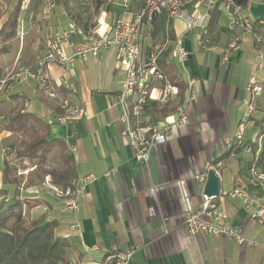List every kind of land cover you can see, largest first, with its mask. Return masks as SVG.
<instances>
[{"label":"crops","instance_id":"crops-1","mask_svg":"<svg viewBox=\"0 0 264 264\" xmlns=\"http://www.w3.org/2000/svg\"><path fill=\"white\" fill-rule=\"evenodd\" d=\"M90 2L93 5L88 16V10L83 9L89 4L85 0H26L17 36L6 43L0 39V48L8 47L0 55V78L14 66L34 63L43 56L48 38L68 29L73 20L83 28L97 25L105 30L141 9L137 0ZM73 8L76 12L70 11ZM248 13L255 20L264 18V5L253 3ZM8 17L0 18V30ZM185 28L181 19L167 24L163 13L155 23H145L141 30L144 53L155 42L168 39L172 47L180 38L189 52L187 59L181 62L170 53L168 61L184 83L191 77L198 79V100L190 110L189 121L176 124L168 141L151 149L148 162L138 160L130 139L122 136L124 126L119 118L123 108L118 94L125 71L115 47L104 48L99 56L86 61L51 67L55 80L70 82L76 88L70 97L83 108L84 114L73 124L54 123L57 102L45 96L32 81L0 91V190L4 187V160L9 159L7 153L13 149L4 147L2 142L15 134L21 136L5 129V124L18 110L34 113L51 124L48 139L60 140L73 158L79 183L85 176L95 177L86 187L87 197L81 208L74 212L66 211L63 201L42 184L20 187V197L25 200L24 217L28 221L42 218L44 223L56 220V236L69 240L67 258L61 264H113L119 247L136 249L131 264H264V224L249 218L239 200L224 197L215 202L245 235L258 240V245H239L228 236L190 233L184 223L187 206L196 210L202 200L204 187L197 175L205 170L207 161L224 159L223 189L246 178L251 156L233 148L224 138L234 137L247 111L251 76L255 74L263 86L264 70H257L256 55L258 49L264 53V40L255 44V34H242L240 28L231 31L220 5L211 14L207 36L202 28L187 34ZM255 33L264 38V24H257ZM240 34L239 49L228 63H223V48ZM202 37L207 39V49L199 42ZM25 101L29 103L27 107ZM154 109L151 104L145 126L162 129L165 122L173 120V115H157ZM249 123V136L264 129V91L258 111ZM61 151L56 146L49 152V159L56 157L58 166L62 165ZM201 217L206 219V215Z\"/></svg>","mask_w":264,"mask_h":264},{"label":"built area","instance_id":"built-area-1","mask_svg":"<svg viewBox=\"0 0 264 264\" xmlns=\"http://www.w3.org/2000/svg\"><path fill=\"white\" fill-rule=\"evenodd\" d=\"M141 9L129 19H118L108 29L102 30L97 25L83 28L75 20L70 22L68 29L55 32L46 41L45 54L34 63L18 64L4 77L0 78V91H8L11 87L22 81H32L38 89L51 100L57 102L62 113H55L54 123L69 125L84 114L83 108L70 97L76 88L70 82H58L52 75L51 67L66 66L74 60L86 61L91 57L99 56L104 48L115 47L117 59L124 65L125 77L122 82L118 101L123 112L119 118L123 124L122 136L130 139L138 160L148 162L151 149L156 145L168 141L170 132L174 131L176 124H185L190 119V110L198 100L196 84L198 79L188 78L186 82L185 97L177 111L173 113V120L165 122L162 129L144 125L148 108L153 102L160 106L176 98L178 89L168 80L159 60L170 47L167 40L153 43L144 53L141 43V30L145 23H154L163 13L166 14L167 24L172 19H181L185 22V34L195 28H202L203 35H208V22L211 14L218 5L229 19V29L240 28L242 34H255V44L263 42L261 34H256V25L264 24V18L255 20L248 13L253 3L264 0H137ZM52 5V1L49 2ZM242 34L235 36L222 50V61L228 63L233 52L240 47ZM200 44L208 47L207 39L202 37ZM70 50V51H68ZM189 52L182 44L180 38L172 43L171 57L184 62ZM257 70H264V53L257 50ZM67 95H65V92ZM249 99L247 111L237 126L233 138L225 137L224 141L235 149L248 153L251 157L246 167L245 180H237L229 189H223L221 195L208 196L202 193L199 208L194 210L189 205L186 208L185 226L190 233L204 232L215 236H228L239 245H258L260 242L249 238L236 226L231 218L217 205L216 199L224 197L239 200L248 211V217L260 224H264V166L259 163L261 150L264 145V134L249 136V120L258 111L259 98L263 93V86L255 74L249 80ZM25 101L24 106H28ZM172 117V116H171ZM167 120V119H166ZM259 146L254 151L253 143ZM226 166L223 158L207 161L205 170L197 175L198 182L205 186L209 169L221 177ZM95 177L91 174L74 180V188L63 189L46 176L42 187L60 198L65 210L78 211L87 197L86 187ZM206 215V219H202ZM135 248L116 249L113 264H131Z\"/></svg>","mask_w":264,"mask_h":264},{"label":"trees","instance_id":"trees-1","mask_svg":"<svg viewBox=\"0 0 264 264\" xmlns=\"http://www.w3.org/2000/svg\"><path fill=\"white\" fill-rule=\"evenodd\" d=\"M12 1V10L0 30V39L4 43L17 36L21 12L26 0ZM7 50V46L1 47L0 55ZM171 51L172 47L165 51L159 60V65L168 80L178 89V94L176 98L162 106L157 102L152 103L156 114L162 116L172 115L177 111L183 103L186 89V83L177 73L176 67L168 61ZM62 112L60 108L56 111L57 114ZM50 126V123L34 113L18 110L6 121L5 129L23 134L20 143L14 145L16 159L21 162L27 160L32 167L40 171L39 182L29 180L25 186L41 185L44 177L49 174L52 182L64 190L74 188L73 183L77 179L74 160L66 153L60 140L48 139ZM262 134L264 129L260 130L258 136ZM56 146H60L62 150V165L50 168L48 167L49 152ZM258 146L257 141L253 143L254 151ZM259 163L264 166V145ZM21 168L27 169L28 164H23ZM19 171L20 167L14 161L4 160L2 171L4 187L0 190V264H61L67 258L70 242L67 238L56 236L55 228L58 224L56 220L44 223L43 219L39 218L26 222L23 216L25 200L20 197L22 180ZM7 197H9L8 201Z\"/></svg>","mask_w":264,"mask_h":264},{"label":"rangeland","instance_id":"rangeland-1","mask_svg":"<svg viewBox=\"0 0 264 264\" xmlns=\"http://www.w3.org/2000/svg\"><path fill=\"white\" fill-rule=\"evenodd\" d=\"M86 1V3H89V4H87L86 6H83V9L84 10H88V16H90V10H91V7H92V3L90 2L91 0H85ZM31 4V3H30ZM75 6V5H74ZM36 8V5L34 6V9ZM75 8H78L79 9V7L76 5L75 6ZM75 8H73L72 10H70V11H74V12H76V9ZM41 10V6H39L38 7V10ZM12 10V8H11V0H0V18H4V17H6V16H8L9 15V13H10V11ZM26 9L24 8V11H25ZM40 10H39V12H40ZM23 11V12H24ZM26 12L27 11H25V13H24V25H25V28H27L26 26H27V22L25 21V19H26ZM30 35V37L32 36V34H29ZM23 60H25V59H23ZM6 65L7 66H10V63L9 62H6ZM12 69V68H11ZM11 69H9L8 71H7V73L11 70ZM263 94V93H262ZM0 121H1V119H0ZM251 124L250 123H248V126H250ZM264 127V126H263ZM252 129H253V133L254 132H256V130L252 127ZM257 134V133H256ZM23 138V134L21 135V136H18V135H13L12 137H10L9 139H7V140H4L3 142H2V144H3V146L4 147H7V146H13V149H12V152H10L9 154L7 153V155H8V157H9V159H11L12 161H14L19 167H20V171H19V177H20V179L22 180V182H21V186H25L26 185V183L29 181V180H32V181H34V182H39V178H38V175L40 174V171L38 170V169H35L34 167H32L30 164H29V162L26 160V161H24V162H21L19 159H16V157H15V150H14V145L15 144H19L20 143V141H21V139ZM9 150H6V152H8ZM23 164H28V168L27 169H25V170H23V168H21V166L23 165ZM56 166H58V160L56 159V157H54V156H52L51 157V159H49V157H48V167H56ZM27 172V173H26ZM24 173H26V174H24ZM47 175H49V174H47ZM46 175V176H47ZM46 176L44 177V181L46 180ZM50 176V175H49ZM50 180L52 181V177L50 176ZM23 216H25V215H23ZM25 218V220H26V222H30V221H28L27 219H26V217H24Z\"/></svg>","mask_w":264,"mask_h":264},{"label":"water","instance_id":"water-1","mask_svg":"<svg viewBox=\"0 0 264 264\" xmlns=\"http://www.w3.org/2000/svg\"><path fill=\"white\" fill-rule=\"evenodd\" d=\"M223 185L221 177L218 176L214 169H209L207 180L204 186V193L208 196H220Z\"/></svg>","mask_w":264,"mask_h":264}]
</instances>
